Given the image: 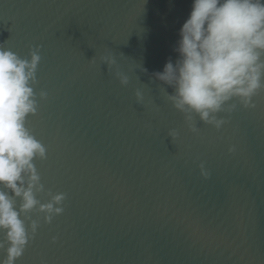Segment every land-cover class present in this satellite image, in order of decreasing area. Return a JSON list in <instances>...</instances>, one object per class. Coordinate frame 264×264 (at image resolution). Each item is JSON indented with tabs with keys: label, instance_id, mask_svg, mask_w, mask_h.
Segmentation results:
<instances>
[{
	"label": "water",
	"instance_id": "1",
	"mask_svg": "<svg viewBox=\"0 0 264 264\" xmlns=\"http://www.w3.org/2000/svg\"><path fill=\"white\" fill-rule=\"evenodd\" d=\"M192 2L0 0V46L41 49L36 198L65 195L50 224L30 214L40 226L16 264H264V89L219 131L194 116L193 134L154 76L178 58Z\"/></svg>",
	"mask_w": 264,
	"mask_h": 264
},
{
	"label": "clouds",
	"instance_id": "2",
	"mask_svg": "<svg viewBox=\"0 0 264 264\" xmlns=\"http://www.w3.org/2000/svg\"><path fill=\"white\" fill-rule=\"evenodd\" d=\"M179 37L178 58L169 59L154 76L173 89L171 95L165 91L167 100L184 115L189 131H199L194 116L219 131L227 121L218 116L234 111L233 101L245 109L256 107L253 98L264 89V0H193ZM40 51L36 46L22 58L0 46V264H16L34 239L40 225L30 214H42L50 224L63 213V193L49 192L47 203L36 198L44 186L35 161L47 155L26 125L38 109L33 85ZM119 79L122 86L128 84L127 77ZM135 95L141 102L142 94ZM46 97L41 91L39 98ZM168 136L174 143L178 133L171 130ZM200 169L206 178L210 175L204 164Z\"/></svg>",
	"mask_w": 264,
	"mask_h": 264
},
{
	"label": "snow or ice",
	"instance_id": "3",
	"mask_svg": "<svg viewBox=\"0 0 264 264\" xmlns=\"http://www.w3.org/2000/svg\"><path fill=\"white\" fill-rule=\"evenodd\" d=\"M46 159H47V158H46ZM46 159H44V160H42V161L46 162Z\"/></svg>",
	"mask_w": 264,
	"mask_h": 264
}]
</instances>
